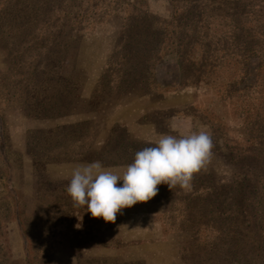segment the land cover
<instances>
[{"label": "rangeland", "instance_id": "obj_1", "mask_svg": "<svg viewBox=\"0 0 264 264\" xmlns=\"http://www.w3.org/2000/svg\"><path fill=\"white\" fill-rule=\"evenodd\" d=\"M200 131L190 189L112 222L67 191ZM0 264H264V0H0Z\"/></svg>", "mask_w": 264, "mask_h": 264}, {"label": "clouds", "instance_id": "obj_2", "mask_svg": "<svg viewBox=\"0 0 264 264\" xmlns=\"http://www.w3.org/2000/svg\"><path fill=\"white\" fill-rule=\"evenodd\" d=\"M212 148L211 135L205 131L163 134L152 146L137 151L122 174L105 169L99 161L76 166L67 191L92 217L112 222L124 208L153 198L157 185L190 189L193 175L210 161ZM118 181H122L119 186Z\"/></svg>", "mask_w": 264, "mask_h": 264}, {"label": "crops", "instance_id": "obj_3", "mask_svg": "<svg viewBox=\"0 0 264 264\" xmlns=\"http://www.w3.org/2000/svg\"><path fill=\"white\" fill-rule=\"evenodd\" d=\"M87 163H91V161L90 162H87ZM87 163H83V164H87ZM126 166L127 165H123V166L122 165H119V166L104 165L103 167L105 169L112 170V171H114V172H116L118 174H121V170L124 169Z\"/></svg>", "mask_w": 264, "mask_h": 264}]
</instances>
